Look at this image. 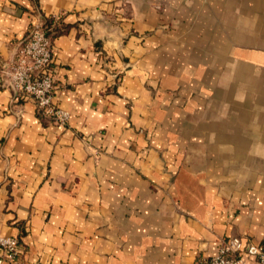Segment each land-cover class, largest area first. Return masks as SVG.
I'll use <instances>...</instances> for the list:
<instances>
[{"label":"crops","instance_id":"0c3cea01","mask_svg":"<svg viewBox=\"0 0 264 264\" xmlns=\"http://www.w3.org/2000/svg\"><path fill=\"white\" fill-rule=\"evenodd\" d=\"M52 16L69 117L0 89V236L20 245L0 264H201L221 239L264 246V0H0V64Z\"/></svg>","mask_w":264,"mask_h":264},{"label":"built area","instance_id":"2783aa9c","mask_svg":"<svg viewBox=\"0 0 264 264\" xmlns=\"http://www.w3.org/2000/svg\"><path fill=\"white\" fill-rule=\"evenodd\" d=\"M51 24L41 18L31 23L26 35L16 44L13 59L0 64V89L12 90L21 99H31L37 115L49 122L65 125L69 114L53 101L54 28L59 16H52ZM2 257L16 260L20 253L17 237L0 236ZM253 258L264 264V246L246 244L239 236L221 239L217 252L201 264H249Z\"/></svg>","mask_w":264,"mask_h":264},{"label":"trees","instance_id":"16d2710c","mask_svg":"<svg viewBox=\"0 0 264 264\" xmlns=\"http://www.w3.org/2000/svg\"><path fill=\"white\" fill-rule=\"evenodd\" d=\"M43 19L44 20H46L47 22V24H51V22H52V18H49V17H43ZM53 28H54V36H56L57 34H59L60 33V31H61V27H60V25L59 26H57V24L56 23H54L53 24ZM19 241V240H18Z\"/></svg>","mask_w":264,"mask_h":264},{"label":"water","instance_id":"95a60500","mask_svg":"<svg viewBox=\"0 0 264 264\" xmlns=\"http://www.w3.org/2000/svg\"><path fill=\"white\" fill-rule=\"evenodd\" d=\"M15 50H16V47H15Z\"/></svg>","mask_w":264,"mask_h":264}]
</instances>
